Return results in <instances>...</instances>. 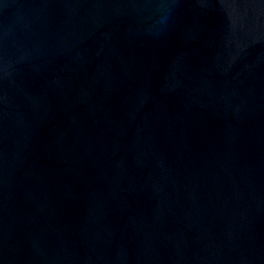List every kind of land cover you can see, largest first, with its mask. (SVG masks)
Returning <instances> with one entry per match:
<instances>
[{
  "label": "water",
  "instance_id": "obj_1",
  "mask_svg": "<svg viewBox=\"0 0 264 264\" xmlns=\"http://www.w3.org/2000/svg\"><path fill=\"white\" fill-rule=\"evenodd\" d=\"M0 264H264V0H0Z\"/></svg>",
  "mask_w": 264,
  "mask_h": 264
}]
</instances>
